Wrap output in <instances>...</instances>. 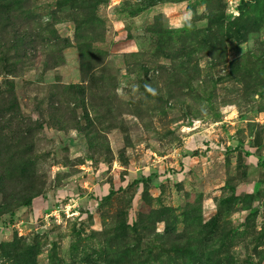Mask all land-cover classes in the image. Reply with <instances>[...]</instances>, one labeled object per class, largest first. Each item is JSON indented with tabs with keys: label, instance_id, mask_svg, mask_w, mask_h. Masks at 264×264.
I'll use <instances>...</instances> for the list:
<instances>
[{
	"label": "rangeland",
	"instance_id": "1",
	"mask_svg": "<svg viewBox=\"0 0 264 264\" xmlns=\"http://www.w3.org/2000/svg\"><path fill=\"white\" fill-rule=\"evenodd\" d=\"M0 264H264V0H0Z\"/></svg>",
	"mask_w": 264,
	"mask_h": 264
},
{
	"label": "clouds",
	"instance_id": "2",
	"mask_svg": "<svg viewBox=\"0 0 264 264\" xmlns=\"http://www.w3.org/2000/svg\"><path fill=\"white\" fill-rule=\"evenodd\" d=\"M192 20H193V13L191 11H187L182 15L177 23L178 27H187L191 28L192 27ZM146 91L151 94L152 96L157 95L156 89L151 87L150 85H145Z\"/></svg>",
	"mask_w": 264,
	"mask_h": 264
}]
</instances>
